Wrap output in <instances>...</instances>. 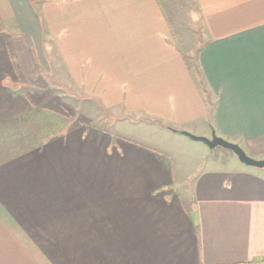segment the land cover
I'll return each instance as SVG.
<instances>
[{"label":"crops","instance_id":"obj_1","mask_svg":"<svg viewBox=\"0 0 264 264\" xmlns=\"http://www.w3.org/2000/svg\"><path fill=\"white\" fill-rule=\"evenodd\" d=\"M127 122L264 159V0H0V264H264L263 172Z\"/></svg>","mask_w":264,"mask_h":264},{"label":"rangeland","instance_id":"obj_2","mask_svg":"<svg viewBox=\"0 0 264 264\" xmlns=\"http://www.w3.org/2000/svg\"><path fill=\"white\" fill-rule=\"evenodd\" d=\"M125 124L126 127L125 128L122 127V131L117 129L113 130L110 128H108V131H112L113 133L122 135L123 137L130 139L134 143H137L138 145L135 147L137 148V151L139 149L143 150V154L145 155L144 158H147L145 160H148L149 157L157 159L158 156H161L166 160H169L170 162L172 161L174 168L176 163H185L184 167H187L190 174L192 172H195L198 167H204L210 164H215L220 166L225 165L226 167L232 165L237 167L239 166L247 170H252V171L254 170V172H263L264 174V170L247 167L239 163V161L237 160V158L233 153H231L228 150L222 149L220 147H217L214 150L209 151L207 147L202 143L200 142L195 143L196 146L203 148L204 153H202L198 149L196 150V149L187 148L180 141H175L171 139L165 140L161 135H157L158 132H162V130L155 131L152 127L150 128L148 124L143 125L137 123L134 125V124H129L128 122ZM116 125L120 126L119 123H116ZM102 126L104 127L105 124L104 125L102 124ZM108 126L110 125L108 124ZM128 129L132 131L127 134L126 130ZM168 134H170L168 136H172L171 135L172 133L168 132ZM173 136H178V135H173ZM179 138H183V140H188L187 137L183 135H179Z\"/></svg>","mask_w":264,"mask_h":264},{"label":"water","instance_id":"obj_3","mask_svg":"<svg viewBox=\"0 0 264 264\" xmlns=\"http://www.w3.org/2000/svg\"><path fill=\"white\" fill-rule=\"evenodd\" d=\"M178 133L189 138L192 141L202 143L203 145L207 147L209 151H212L215 148L220 147L222 149L228 150L231 153H233L241 164L247 167L264 170V159L256 160V159L250 158L249 156L245 154V152L237 144L228 142L216 136L214 132L211 133L210 138L195 136L185 131H181Z\"/></svg>","mask_w":264,"mask_h":264}]
</instances>
